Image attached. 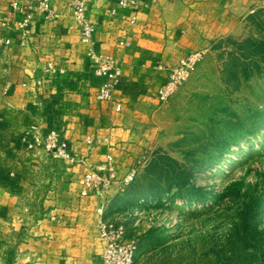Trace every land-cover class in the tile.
<instances>
[{
	"label": "crops",
	"instance_id": "obj_1",
	"mask_svg": "<svg viewBox=\"0 0 264 264\" xmlns=\"http://www.w3.org/2000/svg\"><path fill=\"white\" fill-rule=\"evenodd\" d=\"M11 0H0V41L6 58L0 87V264H95L102 251L96 209L120 188L157 113L155 91L184 52L237 27L247 0H86L94 26L84 42L72 0H31L24 30ZM123 40L127 45H119ZM118 72L108 81L90 56ZM119 105L117 107L116 105ZM55 130L74 161L48 153L30 136ZM91 143L87 144L86 139ZM112 168L108 189L79 194L87 170Z\"/></svg>",
	"mask_w": 264,
	"mask_h": 264
},
{
	"label": "rangeland",
	"instance_id": "obj_2",
	"mask_svg": "<svg viewBox=\"0 0 264 264\" xmlns=\"http://www.w3.org/2000/svg\"><path fill=\"white\" fill-rule=\"evenodd\" d=\"M247 3L232 32L180 56L200 53L169 99L155 91L152 128L106 203L136 264H264V0Z\"/></svg>",
	"mask_w": 264,
	"mask_h": 264
},
{
	"label": "built area",
	"instance_id": "obj_3",
	"mask_svg": "<svg viewBox=\"0 0 264 264\" xmlns=\"http://www.w3.org/2000/svg\"><path fill=\"white\" fill-rule=\"evenodd\" d=\"M31 0H11L10 8L16 15L15 25L18 29L24 30L30 20V6L28 2ZM118 4L125 5L124 0H119ZM72 15L78 24L81 39L84 42L89 41L91 34L94 32V26L86 19V0H72ZM118 44L123 46L127 42L119 40ZM95 62V72L98 75H105L109 80L101 83L96 91V97L103 100H111L115 83L117 82L118 72L114 64L105 57L94 56L89 53ZM200 58L199 52H190L180 57L175 63L167 68V77L156 90V99L158 102H165L171 97L175 89L185 82L193 66ZM119 107V105H116ZM33 144H37L45 149L54 157L74 161L75 155L72 154L67 144L62 141L55 130H49L45 136H41L35 127L30 132ZM86 143L90 144L91 139L87 138ZM114 172L112 168H108L105 172L97 170H87L79 179V194L86 196L92 193H98L108 188ZM131 175L124 178V182L128 181ZM96 212L99 216V236L103 242L102 251L99 259L95 264H136L135 251L136 245L124 238L123 230L120 226L112 222H103L101 215L103 205L99 204Z\"/></svg>",
	"mask_w": 264,
	"mask_h": 264
}]
</instances>
